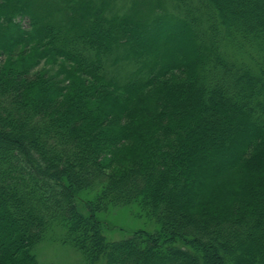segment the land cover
<instances>
[{
    "label": "trees",
    "instance_id": "16d2710c",
    "mask_svg": "<svg viewBox=\"0 0 264 264\" xmlns=\"http://www.w3.org/2000/svg\"><path fill=\"white\" fill-rule=\"evenodd\" d=\"M157 3L0 0V264H264V0Z\"/></svg>",
    "mask_w": 264,
    "mask_h": 264
},
{
    "label": "rangeland",
    "instance_id": "374dc122",
    "mask_svg": "<svg viewBox=\"0 0 264 264\" xmlns=\"http://www.w3.org/2000/svg\"><path fill=\"white\" fill-rule=\"evenodd\" d=\"M157 1L159 0H113V8L115 11L123 13L134 3H138L139 8H145L141 6V3H146L144 5L147 7L149 2L157 3ZM171 4L170 2L166 3L169 12L174 11ZM101 217L102 219L104 217V233L109 241L126 239L140 230L148 233H156L160 230V225L136 205L111 208L109 211L103 212ZM38 257L45 264H86L83 256L78 251L72 246L59 241L42 243L38 250Z\"/></svg>",
    "mask_w": 264,
    "mask_h": 264
}]
</instances>
